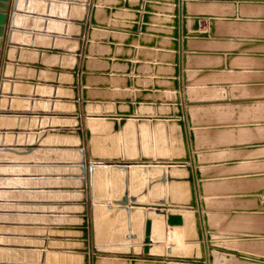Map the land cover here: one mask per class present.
<instances>
[{"label": "water", "instance_id": "1", "mask_svg": "<svg viewBox=\"0 0 264 264\" xmlns=\"http://www.w3.org/2000/svg\"><path fill=\"white\" fill-rule=\"evenodd\" d=\"M68 1H70L71 5H81V12L77 13V17H75V21L77 22L72 23L76 26L74 30H76L75 35H77L75 37H70L66 34L61 36V38L65 36L66 39L72 40L74 44H77L81 40L79 33L83 29L87 35H90L93 24L105 23V13L110 7L108 8L104 4H121V0H93L94 3L91 2L89 10H87V0ZM177 1L173 0L174 5L171 10L173 14L171 17L173 24L171 34L174 36L172 37V47L174 50L179 49L177 45L178 41L175 38L179 33L182 36V43L185 40L183 34L206 35L208 33L206 30L197 29L200 15L193 14L192 28L195 29L187 32L183 25L186 20L184 3L187 0H180L179 8L178 4H176ZM96 2L99 4H96ZM240 2L241 0L238 1V3ZM254 2L264 6V0H254ZM17 3L18 0H0V117L6 116L8 118H11L13 115L19 116L20 114L12 110H8L11 111L8 113L2 112L4 107H1V99L7 96L3 90V83L10 82L11 80L16 82V80L6 75V67L20 64L10 56L13 49L19 46L15 42L14 36L16 32L28 31L19 26L20 22H16L14 16L21 12L29 19L34 15L31 13L32 11L28 9L24 10ZM124 5L134 8L127 11L133 17L129 22H122L125 24L124 27L137 29V26H139L141 30H145L146 24L144 21L148 19V10L151 8V4L148 1L143 2L142 22L139 25L137 23L140 8L138 1L124 0ZM114 10L115 7L113 6L111 11L114 12ZM49 14L48 12L43 13L42 16H49ZM87 14L88 17H86ZM61 17L64 19L69 18ZM260 17V23L264 24V14ZM178 19L182 23L180 31L177 25ZM214 19L215 17H209L210 21ZM114 22L116 21L111 19L110 25L115 24ZM68 23L70 24V22ZM34 34L36 35L38 32L35 31ZM129 37H132V35L128 34L127 38ZM255 40L264 43V35ZM87 43L84 46L85 50H87ZM77 49L78 47H76V51ZM179 50L180 59L183 60L185 52H183L182 46ZM10 51L11 53H9ZM51 51L48 47L44 52L51 54ZM177 53L174 51L172 53L173 71L170 77H168L172 82L170 89H173L171 93L174 96L172 99L167 100L166 105L157 103L156 113L142 112L143 114L138 113L136 115L133 114V104L131 101L127 100L125 104L116 103L114 111L108 110L109 116L96 117L95 119H99L98 122H88V127L85 129L89 141V151L102 155V158L111 159V161H108V167L104 164V167L102 165L99 169L94 167V164L88 165L89 175L87 183L90 188L89 196L92 200L99 202L91 204L92 215L91 218H87L89 229L83 227V236L86 237L85 241L88 243V247L85 248L88 249L90 262L95 263L96 254L92 253V250H97V245L101 241V238H108L113 233V230H118L121 233L123 232L125 239L132 241L133 247L127 244L128 241L123 243L129 248L122 252L124 255H129L132 258L143 259L164 256V258L185 262L184 264H215L217 259L224 255L236 257L245 262L262 264L264 263V229L257 223L261 218H264V210H261L264 209V200L260 199V193L262 192L257 190L252 192L254 194L236 198L253 203V209L238 212L215 210L211 205L214 201L220 200V198L210 196L213 194H210L212 192H209L206 186L213 182V180L205 179V176L213 168V166L207 165L210 163L209 159L212 153L210 147L215 146V143L211 142L210 138L212 140L213 138H238L236 141L222 142L219 145L244 146L247 144L243 142L241 136L249 130V132L254 131L260 134L261 142H258L264 144V94H256L255 96H249L250 94L248 96L230 95L216 100L194 101L187 93L189 84L185 82L184 76L186 71L181 66L180 69L178 68ZM259 55L264 58V52ZM79 69L74 63L71 73L74 79L72 83L74 84L77 83L75 77H77ZM178 76L180 80H178ZM154 85L156 87L160 86L156 83ZM259 87L264 89V84ZM70 88L74 92L77 90L75 85ZM136 97L137 99L140 98ZM137 101L135 100L134 102L136 107L139 105ZM247 107L255 108L254 113H244L243 110ZM136 111L141 112L140 110ZM127 122H130L133 126V135L137 138L134 153L129 154L125 149L118 148L119 143L111 147L108 141L107 144H104V149L98 147L97 138L100 143L101 139L104 138L102 133L104 134L106 126H108L106 129L108 130V136L110 135V138H117L116 141L119 142V134L124 130ZM140 125L147 128L150 140L151 134H154V131L158 130V128H162L163 137L166 138L165 143L170 144V149H167L163 153L155 149L152 152L151 147L149 151H142V147H140ZM102 126L104 128L100 132L99 129ZM6 128L7 131L11 129V127L0 124V138H5ZM94 128H98V130L95 131ZM170 131L171 134L178 137L174 138L178 144L176 147L171 146ZM105 145H107V149ZM238 150L244 151L247 149ZM119 151L121 152L120 155ZM113 153L115 154L112 155ZM90 155L92 157L97 156L91 153ZM120 156L124 158L123 161L118 160ZM118 174L121 175V178L115 177ZM141 174L146 176V180L143 183L144 186L139 188L135 185V182L138 179V175L140 177ZM110 179L111 183L109 182ZM111 185L115 187L120 186L117 189H111ZM157 185L158 187H156ZM171 185L179 187V193L181 190L183 194L179 196L178 193V196H176L173 193L174 187L170 188ZM155 187L158 189L155 190ZM150 188H153L154 191H151ZM107 201H110V203H107ZM137 211H141L144 217L140 236L137 234L133 216V213ZM186 212H188L187 218ZM105 213L110 214L114 218L113 222L105 228L106 224L103 221L97 229L96 219L98 216L102 217ZM156 216L162 218L164 228L166 226L183 227L186 221L190 220L189 225H192L193 231L188 236H184V239L188 241V246H173L172 242L168 241L169 244L165 249L166 255L152 251L151 248L153 246H158L151 237L152 218ZM230 217H235L239 221H236L233 225L226 221L222 222V219L226 220V218ZM217 219H219L218 222L216 221ZM225 238H234L236 240L228 241L224 240Z\"/></svg>", "mask_w": 264, "mask_h": 264}, {"label": "crops", "instance_id": "2", "mask_svg": "<svg viewBox=\"0 0 264 264\" xmlns=\"http://www.w3.org/2000/svg\"><path fill=\"white\" fill-rule=\"evenodd\" d=\"M131 1H138L140 4L138 11L139 16L137 19L138 25L142 22L141 14L143 11V2L148 1L151 4V8L148 10V19L144 21L146 24L145 30H141L139 26H137V29L124 27L125 24L122 22H129L133 17V15L129 14L127 11L134 9L125 6L124 0H121V4H104L107 5L108 8L110 7L105 13L106 21L109 22V20L113 19L118 22L117 25L111 26V28L122 34H126L124 38H120L119 43H126L132 46V51H127L129 53H122L121 58L125 59L124 56L130 57L131 59H127L130 65L129 70L138 72L135 75L130 74L131 78L128 81L129 85L132 86L133 82V85L136 84V86H148L150 87V92L154 94L155 90H160L159 87H156V89L153 88L155 86L154 84H157L156 81L154 82V78L157 77L158 81L159 77H161L162 86H164L162 90L171 92V90H173L170 89L172 82L168 77H170L173 71L172 66L174 63L172 61V53L174 51L178 52V68L180 69L181 66V68L186 71L184 76L185 82L189 84L187 93L194 101L216 100L223 96L228 97L230 95L248 96L250 94L249 96H255L256 94H264V89L259 87L264 84V58L259 55L264 52V43L255 40L264 35V24L259 21L261 18L260 16L264 14L263 5L254 2V0H241L240 3H238L239 0H187L184 3L186 20L183 24L187 32L195 29L192 28L193 14L200 15L197 29L206 30L208 33L206 35L183 34V36H185L183 43L182 36L179 33V35L175 37L178 41L177 45L179 49L182 46L183 52H185L184 58L181 60L180 50H174L172 47V37H174L171 34L173 27L171 19L173 15L171 12L174 5L173 0ZM69 2L68 0H60L57 2L55 0H18V6L23 7L24 10L28 9L32 11L31 13L34 15L29 19L21 12L14 16V20L20 22L19 26L28 31L16 32L14 40L19 46L15 47L12 53L11 51L9 52L11 53L10 56L20 64L10 65L9 72H6V75L16 80V82L11 80L3 84V90L7 96H4L2 99L1 106L5 109L19 113L38 111L34 108L35 99L33 100V98L39 97L41 99H36V102H40V106L43 110H52L46 112L58 114L62 112L61 110H56V108L59 107L57 104L52 103L50 100L47 102L45 98L49 96H62V79L69 78L59 73V70L63 68L61 53L64 50H68V46H63L62 42L64 39L58 36H60L62 31H65L66 35L70 37L76 36L74 34L76 33V30H74L76 26L72 23L77 22L75 21V17H77L76 14L81 12V5H71ZM91 2H93V0L86 1V3H88L87 10H89ZM96 4L99 3L96 2ZM176 4H178L179 8L180 0H178ZM113 6L115 7L114 12L111 11ZM47 12L50 13L49 16H42L43 13ZM61 16L69 18L64 19ZM211 16L215 17L213 21L209 20ZM86 17H88V14ZM68 22H70V24ZM177 25L180 31L182 27L180 19H178ZM35 31H37L38 34L35 35ZM128 34L134 36V39H130L131 37L127 38ZM108 38H111L109 33L107 35V39ZM68 45L73 46L74 43L71 42ZM48 47L49 50H52L51 54H46L44 52ZM138 63L140 64L138 65ZM31 65L36 67H30ZM134 67H136V69H133ZM48 69H53V71ZM132 75L139 77L137 78L139 79L138 84L137 81H133ZM142 77L147 78L148 81L145 79L143 80ZM177 78L180 80L179 76ZM119 80L120 83L116 79V81H118L117 84H123L121 82L124 81H122V79ZM109 83H111V81H109ZM133 88L136 89V87H130L131 95L134 94ZM243 111L246 114H250L254 113L255 108L247 107L244 108ZM40 112H42L43 115L47 114L44 111ZM22 121L26 126H40L42 123L49 122L50 118L46 116L42 119L28 118ZM0 123L9 127L7 126L8 124L15 123L19 125L20 119L3 116L0 119ZM139 128L141 129L140 140L144 142L145 151H149L148 143L150 141V143L152 142L150 147L153 152L154 138H156L158 144L164 142L162 130L160 131L158 129L155 135L151 134L150 140L148 138L147 128L143 127V125H140ZM133 130V126L130 122L124 126V142L127 153H134L136 149L135 145L137 138L134 137ZM242 136L241 139H243V142L247 145L221 146L219 144L222 142L228 143L236 141L238 138H213V140L210 138L211 142L215 143V146L210 147L212 153L210 154V163L207 165L213 166V168H211L210 172L205 176V179L213 180V182L206 186L209 192H212L210 194H213L210 196H217L220 198V200L214 201L211 205L215 210L238 212L251 208L253 209V203L236 198L254 194L252 192L257 190L262 192L260 193V199L264 200V144L260 143V134L254 131L249 132V130H247ZM104 138L101 139L102 141L99 143V148L101 147L104 149V144H107V141L110 143L111 147L119 143L118 148H123L122 135H119V142L116 141L117 138H110V136ZM106 146L107 145H105V147ZM243 148L247 150H238ZM158 149L165 151V149L159 147V145ZM160 150H158V152ZM115 177L121 178V175L118 174ZM114 180L116 181V179ZM109 182L111 183V179ZM117 182H119V180H117ZM119 186L113 187L117 189ZM97 218L100 220V225L101 222L104 221L106 224L105 228L110 226L114 219L108 213L103 214L102 217L98 216ZM216 221L218 222L219 219ZM223 221L233 225L239 220L235 217H230L226 218V220L222 219V222ZM257 223L264 229V218H261ZM154 232L152 233L153 238L156 237ZM184 236L185 234L181 227H171L167 233H164V237L168 241L180 247H185L187 245ZM224 240L231 241L236 239L225 238ZM223 252L226 253L225 251ZM215 264L261 263L245 262L236 257L222 255L217 259Z\"/></svg>", "mask_w": 264, "mask_h": 264}, {"label": "rangeland", "instance_id": "3", "mask_svg": "<svg viewBox=\"0 0 264 264\" xmlns=\"http://www.w3.org/2000/svg\"><path fill=\"white\" fill-rule=\"evenodd\" d=\"M114 23L110 25V20L105 19L104 24H93L90 35L83 29L79 33L81 40L77 42L78 46L76 43L68 45L72 40L62 37V44L68 46V50L61 53L63 68L59 73L69 78L62 79V96L45 98L47 102L50 100L57 104L59 107L56 110L62 112H46L52 110H43L40 102L34 100L41 98L34 97V108L38 111L17 112L19 116H11L19 118L20 123L7 125L11 126L9 140L0 138V264H93L85 248L88 243L83 236V227L89 226L87 218L92 215L91 204L99 202L89 196L88 165L94 164L99 169L104 164L108 167L111 159L89 151L85 133L88 122L97 123L99 119L96 117L109 116V111L116 109V103L125 104L127 100L133 104V114L156 113L157 103L165 104L174 96L162 90L161 77L158 81L157 77L154 78V82L160 85V90H155L154 94L148 86H136L133 82L132 86L129 85L130 74L138 72L129 70L127 59L130 57L121 58L122 53L132 51V46L119 43L126 34L112 29L111 26L118 22ZM108 33L110 39H107ZM65 34L62 31L59 37ZM86 42L87 50L84 47ZM74 63L80 68L75 84L71 74ZM134 75L133 81L138 84L139 77ZM116 79L119 83L122 79L123 84L118 85ZM142 79L148 81L145 77ZM74 85L75 92L70 88ZM130 87H136L133 88V95ZM153 88L156 89V86ZM134 99L138 100V107L134 105ZM8 110L4 108L2 112H11ZM40 111L47 114L43 115ZM46 116L50 121L40 126H26L22 121ZM90 153L97 156L92 157ZM118 160L123 161L124 158L120 156ZM157 226L154 225V228ZM169 228L166 226L164 232L167 233ZM153 240L158 246H153L151 250L166 255L168 240L164 236ZM125 241L128 239L118 230H113L108 238H101L97 250H92L96 254L94 264L185 263L164 256L132 258L122 253L129 248L123 244ZM127 244L132 246L133 243L128 241Z\"/></svg>", "mask_w": 264, "mask_h": 264}, {"label": "bare ground", "instance_id": "4", "mask_svg": "<svg viewBox=\"0 0 264 264\" xmlns=\"http://www.w3.org/2000/svg\"><path fill=\"white\" fill-rule=\"evenodd\" d=\"M6 72H9V66H7L6 67ZM4 84V83H3ZM4 98V97H3ZM2 98V99H3ZM2 99H1V101H2ZM35 101H36V98H35ZM2 107V106H1ZM2 117H0V119H1ZM128 123V122H127ZM1 124V123H0ZM103 126H102V128H100L99 129V131L101 132V130H103ZM108 128V126H106V129ZM105 129V131H104V134L102 133V135H104V137H108V130H106ZM160 131L162 130V128H158ZM95 131L96 130H98V128L97 129H94ZM141 130V129H140ZM157 131V130H156ZM156 131H154V135L156 134ZM170 134H171V131H170ZM11 132H9V131H7L6 130V133H5V138L7 139V140H9L10 139V137H11ZM99 135H101V133H99ZM119 135H122V137H123V149H125L126 150V148H125V142H124V130L121 132V134H119ZM110 136V135H109ZM168 136H169V134H168ZM101 138V137H100ZM174 138H178L177 136H174L173 134H171V136H170V142H171V146H173V147H176V146H178V144L175 142V140H174ZM141 139V138H140ZM165 140H166V138H164V142H162V144L160 143V144H158L157 142H156V138H154V140H153V151H154V149L156 150V151H158V150H160V149H158V145H159V147H162V148H164L165 149V151L167 150V149H170V144L168 143H165ZM99 139L97 138V143H98V146H100L99 145ZM141 142V146L140 147H142V151H145V146H144V142H142V140H140ZM175 142V143H174ZM148 149L150 148V146L152 145V144H150V141H149V143H148ZM95 146H96V144H95ZM135 147H136V145H135ZM165 151H159V152H161V153H163V152H165ZM130 154V153H129ZM139 174V173H138ZM140 175V174H139ZM139 175H138V179L136 180V182H135V185L136 186H138L139 188L140 187H142V186H144L143 185V183L145 182V180H146V176L145 175H143V174H141V176L139 177ZM156 187H158V185L156 186ZM155 187V190H157L158 188H156ZM172 187H174L173 188V193L176 195V196H178V193H179V187H175V186H173V185H171V187L170 188H172ZM112 188H114L113 186H111V189ZM151 189V191H154V189L153 188H150ZM183 194V192L181 193V190H180V193H179V196L180 195H182ZM133 216H134V219H135V226H136V229H137V234L140 236L141 235V233H142V222H143V213L141 212V211H137V212H134L133 213ZM187 216H188V212H186V218H187ZM189 221L190 220H187L186 221V223H185V225H183V227L182 226H180L181 228H182V230H183V233L185 234V236H188L189 234H191L192 233V231H193V227H192V225H189ZM100 220L97 218L96 219V228L98 229V227H99V225H100ZM154 225H158V226H160L161 227V229L159 228L158 229V226H157V228L155 229L154 228ZM173 227H176V226H173ZM164 223H163V221H162V218L161 217H158V216H156V217H153L152 218V226H151V237H152V233L154 232L155 233V235H156V237L157 236H159V237H162V236H164ZM177 228V227H176ZM96 229V230H97ZM155 229V230H154ZM181 231V230H180ZM164 232V233H163ZM162 235V236H161ZM153 238V237H152ZM155 238V237H154ZM153 238V239H154ZM175 241V240H174ZM185 242H186V244L188 243V241H186V239H185ZM173 246H179V245H174L173 244ZM188 246V244L185 246V247H187ZM155 247H157V246H155Z\"/></svg>", "mask_w": 264, "mask_h": 264}]
</instances>
